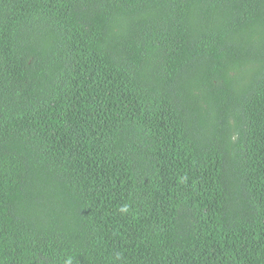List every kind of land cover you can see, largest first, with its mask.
<instances>
[{
	"label": "trees",
	"instance_id": "16d2710c",
	"mask_svg": "<svg viewBox=\"0 0 264 264\" xmlns=\"http://www.w3.org/2000/svg\"><path fill=\"white\" fill-rule=\"evenodd\" d=\"M0 264H264V0H0Z\"/></svg>",
	"mask_w": 264,
	"mask_h": 264
}]
</instances>
